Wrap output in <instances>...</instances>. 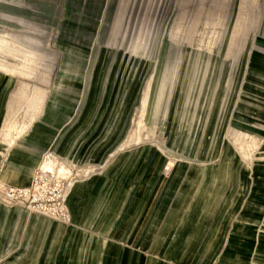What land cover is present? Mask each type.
Wrapping results in <instances>:
<instances>
[{
  "label": "rangeland",
  "instance_id": "1",
  "mask_svg": "<svg viewBox=\"0 0 264 264\" xmlns=\"http://www.w3.org/2000/svg\"><path fill=\"white\" fill-rule=\"evenodd\" d=\"M0 36V185L36 154L76 217L18 233L8 211L32 213L0 188V264L82 236L140 264H264V0H0ZM16 95L18 122L40 97L38 153L2 136Z\"/></svg>",
  "mask_w": 264,
  "mask_h": 264
},
{
  "label": "crops",
  "instance_id": "2",
  "mask_svg": "<svg viewBox=\"0 0 264 264\" xmlns=\"http://www.w3.org/2000/svg\"><path fill=\"white\" fill-rule=\"evenodd\" d=\"M1 73L10 74L11 76H15L17 74H12L9 71H5L0 69ZM24 80V79H23ZM21 80V81H23ZM26 85L18 80L16 86L12 89L10 92V98L14 91H21L24 90ZM164 91V90H163ZM17 98L13 102V108L16 107L17 103H20L22 100L21 95H16ZM11 102V99H9L7 108H6V114L2 123V129H4L5 125V119L7 118L9 114L8 105ZM40 117V116H39ZM38 106L34 110H30L29 116L25 118L24 121L17 122L18 125L23 126L22 132L19 136L13 139V141L9 144H15L16 141H22L26 144L32 145V149L36 151L35 153H38V142H32V139L35 140V137L38 135ZM1 129V131H3ZM2 137V136H1ZM34 137V138H33ZM7 144V143H6ZM18 144H16L17 146ZM6 148L5 144H0V152H3V150ZM36 154L32 156H28L26 158H22L24 161L22 166H19L16 171H14V175L11 176L8 180L12 183L18 184L19 186L27 185L31 180V174L32 170L36 165L37 158L35 156ZM4 169L6 168L3 165ZM70 215H71V221L73 222L75 220V216L73 215V209L70 206L69 203H67ZM9 216H16L12 217L16 219V223L14 224L15 231H18L20 233L21 231H26L27 228H30L29 230L35 231V235H40L42 231L47 232L50 236L55 235L58 232V228L60 224L59 222L54 221L52 219H49L47 217H44L42 215L34 214L32 215H26L22 211H19L18 209L12 208L8 211ZM25 226V227H23ZM72 230L75 229L74 227H65L64 230ZM82 242H79L73 245H55L52 242L47 244L45 247L33 245L34 251L42 252H56L55 255L51 256L50 261L48 260V256L46 258H43L42 255L39 257L37 256L32 264H140L137 254L133 253L131 250H124L121 245H118L116 242H110L109 240H99V239H93L85 236L81 238ZM101 241V242H100ZM33 250V249H32ZM60 252H67V254L63 257V255L60 256ZM59 253V254H57ZM49 261V262H45ZM16 264H31L28 263V261L22 262L17 261ZM3 264H7V261H3ZM10 264V263H8Z\"/></svg>",
  "mask_w": 264,
  "mask_h": 264
},
{
  "label": "built area",
  "instance_id": "3",
  "mask_svg": "<svg viewBox=\"0 0 264 264\" xmlns=\"http://www.w3.org/2000/svg\"><path fill=\"white\" fill-rule=\"evenodd\" d=\"M7 205H18L30 213L60 223H69L71 215L62 194V182L44 167L34 169L30 182L24 186L0 185Z\"/></svg>",
  "mask_w": 264,
  "mask_h": 264
},
{
  "label": "bare ground",
  "instance_id": "4",
  "mask_svg": "<svg viewBox=\"0 0 264 264\" xmlns=\"http://www.w3.org/2000/svg\"><path fill=\"white\" fill-rule=\"evenodd\" d=\"M8 43H9V40L7 38H5L3 36H0V52H3V54H6V55H7V51L10 50V48L8 46ZM29 67H30V63H29V60H28V56H25L24 60L20 64V67H18V71L17 72L19 73V75L22 76V74H24L29 69ZM0 69H2V70H6L7 69V67H6L4 62L0 61ZM163 90H164L163 89V83H161V81H159L158 90H157V93H156L157 97H158L157 100L161 99L162 94L164 95ZM147 93H148V89H147ZM16 102L17 101L15 100V103ZM39 102H40V97H38V100H36L35 97H33L31 95H28L25 98V103L27 105V108H30L31 110H34L37 106H38V109H39V107H40ZM145 102L143 103L142 114L145 113V111H146ZM12 108L13 107H10L8 105V109L10 110L8 115H11V117L6 121V123L4 125V129L2 131V136H5L7 144L11 143L14 138L19 136L20 133L22 132V129H23V126H20V125L17 124V122H16V112H12ZM142 121H139V123H141ZM44 166L51 167L53 165L50 162H47ZM62 168L64 169L63 166H62ZM57 173H59V172H57Z\"/></svg>",
  "mask_w": 264,
  "mask_h": 264
}]
</instances>
